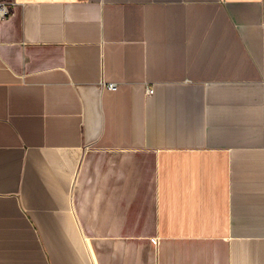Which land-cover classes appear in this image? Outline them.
Wrapping results in <instances>:
<instances>
[{
	"label": "crops",
	"instance_id": "obj_1",
	"mask_svg": "<svg viewBox=\"0 0 264 264\" xmlns=\"http://www.w3.org/2000/svg\"><path fill=\"white\" fill-rule=\"evenodd\" d=\"M0 264H264V0H0Z\"/></svg>",
	"mask_w": 264,
	"mask_h": 264
},
{
	"label": "built area",
	"instance_id": "obj_2",
	"mask_svg": "<svg viewBox=\"0 0 264 264\" xmlns=\"http://www.w3.org/2000/svg\"><path fill=\"white\" fill-rule=\"evenodd\" d=\"M10 9L4 5V4H1V15H2V18H5V17H8L10 15ZM108 88L109 89H113L114 88V84L113 83H109L108 84ZM153 93V90L148 88V94H152Z\"/></svg>",
	"mask_w": 264,
	"mask_h": 264
}]
</instances>
